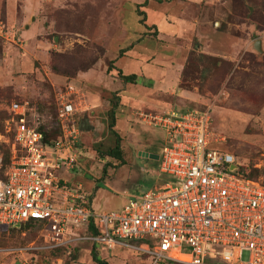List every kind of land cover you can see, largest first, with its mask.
I'll return each mask as SVG.
<instances>
[{"label": "rangeland", "instance_id": "374dc122", "mask_svg": "<svg viewBox=\"0 0 264 264\" xmlns=\"http://www.w3.org/2000/svg\"><path fill=\"white\" fill-rule=\"evenodd\" d=\"M185 1L0 0V125L4 126L9 117L7 105L17 100L37 108L38 113L30 115L34 124L57 127L59 89L72 83L83 90L79 96L87 98L78 73L93 69L102 87L111 56L118 55L116 66L130 73L140 72L141 86L144 74L147 83L150 74L159 86L168 87V91L158 93L164 109L185 112L210 108L214 131L226 139L222 146L239 156L241 162L260 169L258 179L264 183V53L254 48L256 41L262 40L264 51V0H210L198 13L200 22L193 26L189 22L175 37L178 24L179 28L183 24L177 17L186 9ZM185 11L194 21L198 11ZM157 24L167 29L163 40H157V31L151 28ZM202 55L222 57L226 62L215 64ZM152 59L158 63L155 72L152 66L148 71ZM180 89L193 92L196 99L187 101V93ZM89 111L81 120V125L86 120L89 127L81 134L77 167L58 173L75 186L82 183L90 198L94 194L91 203L96 212L119 210L131 196L163 183L159 163L147 161L144 153L151 150L160 155L167 144V132L138 115L143 122L132 118V125H139L147 134L141 146L133 145L124 131L129 121L122 123L116 118L114 131L125 140L128 165L111 175L112 163L121 161L109 155L117 141L109 126V110L95 114ZM138 166L151 171L136 174L146 179L136 185L140 190L135 191L128 186H133ZM131 168L135 173L129 183L124 182L123 173ZM116 185L118 189L113 187ZM39 233L37 226L0 227V247L7 250L0 252V264H96L91 243L76 242L60 251L11 252L32 242L40 243ZM96 248L108 264L152 262L150 256L129 247L109 250L98 244ZM249 257L245 251L242 261Z\"/></svg>", "mask_w": 264, "mask_h": 264}, {"label": "built area", "instance_id": "2783aa9c", "mask_svg": "<svg viewBox=\"0 0 264 264\" xmlns=\"http://www.w3.org/2000/svg\"><path fill=\"white\" fill-rule=\"evenodd\" d=\"M83 90L66 84L56 94L60 135L47 140L30 120L37 108L11 101L0 145V225L42 224L40 243L14 251L55 250L89 241L109 250L129 247L151 264H264V184L240 174L243 162L222 146L210 108L142 113L167 132L160 154L163 183L133 195L119 210L96 212L74 170L88 110ZM93 226L95 232L89 233ZM87 229L85 233L77 230ZM7 251L0 248V252ZM245 251L248 261H242Z\"/></svg>", "mask_w": 264, "mask_h": 264}, {"label": "crops", "instance_id": "0c3cea01", "mask_svg": "<svg viewBox=\"0 0 264 264\" xmlns=\"http://www.w3.org/2000/svg\"><path fill=\"white\" fill-rule=\"evenodd\" d=\"M209 2H211V1L210 0H186L184 7L187 10L194 9L195 11H198V12L194 13V14H197V16L195 18L193 17L194 18V21H193V20H191V18L189 19L186 17V15L188 13L186 14V11H185L186 9H183L182 14L178 15V17H177V19H178L177 21H179V23H181L180 21H182L183 24L181 25L180 28H179V24H178L177 27H178L179 33L177 32L174 36L178 37L179 35H181L180 32H182V30L183 31L185 30V27H187L190 24L189 22H191V26L198 24L201 20L200 18H198V13L199 12L202 13V10L204 8H206V5H208ZM167 22H169L171 24V21L168 20ZM153 27H151V28L155 29L157 31V34L155 36L157 40H163V39H161V37L167 36L166 32L164 31V30H167L166 28L165 29L162 28L161 26H159V24L154 25ZM126 54L128 55L127 52H125V55ZM118 59H119L118 55L116 57L111 56V62L114 61L113 62L114 68L109 72H108V68L106 69V72L104 75L107 77V79H106V82L103 84L104 86H102V87L99 84V82H97L95 80L96 77L93 75H95L97 73L94 72L93 69L82 70V71H80V73H78V75H77V77L79 78L78 80H81L79 82L85 87L84 95L87 96V98H85V103L88 106V110L85 111L86 113L83 112L79 116L80 124H81V120L83 119L85 114H87V112L89 110H90L89 112L92 114L107 112L110 108L111 100H113L112 98H116V102L119 105L117 108V112H116L117 121L119 122V120H122L121 122L123 123V120H125L126 123L128 121H129L128 123H130V125H128L126 128L124 127V131L127 130V134H128V137H126V139L129 142H131L133 145L138 144L139 146H141L142 142L144 141V140H142V137L144 135L146 136L147 132H145L144 129H142L139 125H132L133 124L132 118H135V120H139V121L143 122L140 119V116H138V115H141L142 113L148 112L147 109H151L152 111H150V112H156V113L164 112V110H167V111L172 110V109H164L165 108L164 105H162L160 99L158 98V95H159L158 93H160L162 91H168V89H167L168 87H164L161 85L159 86V84L157 83V80L152 79L153 77L150 74H147L151 78V79H149L148 83L146 82V79L148 77L146 76V74H144L145 80H143V82H145V83H143L141 86L142 82L140 81V77H141L139 74L140 72L130 73L128 71L129 72L128 73L127 71H125L121 67L120 68L117 67L115 63H117ZM138 60H140V59H138ZM140 62H144V61L140 60ZM157 64L158 63H156V61L154 62L152 59L150 61V66L148 68V71H152V69H151V66H152V68L154 69V72H155V70H157ZM172 68L174 69V71H177L174 67H172ZM120 71H122L124 75L136 74L137 75V82H135V83L124 82L123 79H121L119 76ZM176 74H177V72H176ZM171 77H172V79L174 78L173 76H171ZM118 82H120V83H118ZM172 82H173V80H172ZM171 83H168V84L171 85ZM176 83H177V81H176ZM114 84H116L117 86H116V88L113 89L112 86L114 87ZM180 91L181 92L185 91L187 93V98L185 97V99L187 101L193 102V100L196 99L193 92H190L189 90H183V89H180ZM107 92L110 93L109 94L110 97H107V95H108ZM135 109H139L140 111L136 112V111H134ZM82 126L83 127L85 126V128H83ZM81 127L83 129L82 133H84L86 131L87 127H89L88 122L86 120L83 121ZM124 142H125L124 138L121 137L120 143H121V149L123 152L124 162H121V164H120V163H117L116 161L115 162L112 161L113 162L112 163L113 168H111L112 169L111 175L112 174L116 175L118 171L121 172L122 168L126 167L128 165V164H126L127 160L125 159V150H124V146H123ZM144 155L147 157V159H148L147 161H152V160L157 161V163H159L158 166L160 169V155L159 154L153 153L151 150H148L147 152L144 153ZM138 167L140 170H137V173H135L134 168H131L127 174L123 173L124 176H122L124 182L129 183V180L132 177L131 174L135 173V177H132L133 181L135 180L133 182V186H130V187L128 186V188L136 189L135 191L140 190L138 188V186H136V185H139V183H143L142 181L144 179H146V178H143V176L141 178H139V177H137L136 174L142 173L144 175V174L150 173V171H151V169L146 170L145 168H143L141 166H138ZM113 179L115 182V177ZM70 184L73 185V183H70ZM107 184H110V182L108 181ZM113 187L118 189L117 185L113 186ZM125 191H127V190H125ZM93 195H92V198H90L91 202L95 198V197H93ZM91 205H92V203H91Z\"/></svg>", "mask_w": 264, "mask_h": 264}, {"label": "trees", "instance_id": "16d2710c", "mask_svg": "<svg viewBox=\"0 0 264 264\" xmlns=\"http://www.w3.org/2000/svg\"><path fill=\"white\" fill-rule=\"evenodd\" d=\"M202 56H204L205 58L211 59L215 64L217 62H220V61L226 62L224 60V58H222V57L213 56V55H208V56L207 55H202ZM113 62L114 61H112L111 64L109 65L108 72L111 71L114 68ZM119 76H120L121 79H123L124 82H132V83L137 82V75L136 74L124 75L123 72L120 71L119 72ZM117 108H118V103L117 102H113L111 100V108L109 109L108 112H109V117L111 118V123H110L109 126H110L111 130H113V131H114V127L116 126V111H117ZM39 127H40L39 129L42 130L45 133V135L47 136V138H46L47 140L53 139V138H57L60 135V128L58 127V125L55 128L54 127L52 128L49 124L40 125ZM1 132H4V126L0 125V133ZM116 135H117L116 146L109 151V155L114 157V158H116V159H118V160H120L121 162H124L123 152H122L121 143H120L121 138H120V136L117 133H116ZM0 146H1V148L3 149V151L5 153V162L7 163L9 161V155H10L11 147L6 145V144H2ZM260 172H261L260 169L255 167V165L251 166L250 163H243V165L240 168V174H242L245 177H248V178H250L252 180H260V179H258L260 177ZM22 225L32 226V227L33 226H37L39 228V232H40V227L42 226V224H39L38 222H35L33 220L25 222V223H22ZM0 227H7V226H1L0 225ZM86 230L87 229H84V228L79 229L80 233H85ZM87 232L93 233V232H95V229L93 228V226H90L88 228ZM81 242H83V243H91L92 245H94L93 250H92V256H93V259L96 262V264H108V261L100 256V254H99V252H98V250L96 248L98 244L92 243V242H89V241H81ZM75 245H77V244L73 243V244H70V245L65 246V247H59V248H57L55 250H52V251H60L62 249H67L68 247L75 246Z\"/></svg>", "mask_w": 264, "mask_h": 264}, {"label": "water", "instance_id": "95a60500", "mask_svg": "<svg viewBox=\"0 0 264 264\" xmlns=\"http://www.w3.org/2000/svg\"><path fill=\"white\" fill-rule=\"evenodd\" d=\"M198 47H199V45H198ZM254 48H255L259 53L263 54L264 51H263V47H262V40H258V41H256V43H255V45H254ZM82 127H83V126H82ZM83 128H85V126H84ZM20 226H21V224H17V225H15L14 227H20Z\"/></svg>", "mask_w": 264, "mask_h": 264}]
</instances>
